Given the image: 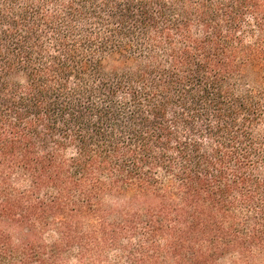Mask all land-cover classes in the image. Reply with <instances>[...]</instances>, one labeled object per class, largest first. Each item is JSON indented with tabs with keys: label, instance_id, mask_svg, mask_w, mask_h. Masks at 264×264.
<instances>
[{
	"label": "trees",
	"instance_id": "16d2710c",
	"mask_svg": "<svg viewBox=\"0 0 264 264\" xmlns=\"http://www.w3.org/2000/svg\"><path fill=\"white\" fill-rule=\"evenodd\" d=\"M0 264H264V0H0Z\"/></svg>",
	"mask_w": 264,
	"mask_h": 264
}]
</instances>
